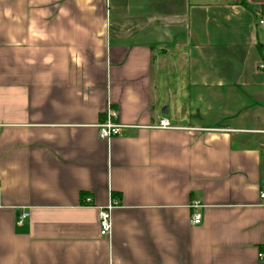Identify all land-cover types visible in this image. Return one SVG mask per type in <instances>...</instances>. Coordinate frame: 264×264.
Masks as SVG:
<instances>
[{
	"label": "crops",
	"instance_id": "crops-1",
	"mask_svg": "<svg viewBox=\"0 0 264 264\" xmlns=\"http://www.w3.org/2000/svg\"><path fill=\"white\" fill-rule=\"evenodd\" d=\"M244 1L0 0V264H264V0Z\"/></svg>",
	"mask_w": 264,
	"mask_h": 264
},
{
	"label": "built area",
	"instance_id": "built-area-1",
	"mask_svg": "<svg viewBox=\"0 0 264 264\" xmlns=\"http://www.w3.org/2000/svg\"><path fill=\"white\" fill-rule=\"evenodd\" d=\"M259 24L264 26V18L259 20ZM259 68L264 69V61L259 63ZM123 127L122 124L118 121V114L115 110L109 109L106 114V118L103 122L98 125V134L101 139H109L113 136H116L120 133V129ZM157 128H172L170 122L166 118L160 119L157 125ZM259 198L262 201V205L264 206V189L259 192ZM85 204L91 203L90 197L84 198ZM114 205V202L108 203L104 207L98 208V221H99V233L101 236H108L111 232L112 228V219H111V209ZM193 212L190 216L191 224H199L201 222V213L198 208H201V204L196 201L192 204ZM27 217H29L28 211H23L19 214L17 218V223L21 224ZM259 258H264V251H260L258 254Z\"/></svg>",
	"mask_w": 264,
	"mask_h": 264
},
{
	"label": "trees",
	"instance_id": "trees-1",
	"mask_svg": "<svg viewBox=\"0 0 264 264\" xmlns=\"http://www.w3.org/2000/svg\"><path fill=\"white\" fill-rule=\"evenodd\" d=\"M239 3L242 5H246V2L244 0H239ZM262 14H264V8H262Z\"/></svg>",
	"mask_w": 264,
	"mask_h": 264
},
{
	"label": "water",
	"instance_id": "water-1",
	"mask_svg": "<svg viewBox=\"0 0 264 264\" xmlns=\"http://www.w3.org/2000/svg\"><path fill=\"white\" fill-rule=\"evenodd\" d=\"M163 113H166L165 109L163 110Z\"/></svg>",
	"mask_w": 264,
	"mask_h": 264
}]
</instances>
